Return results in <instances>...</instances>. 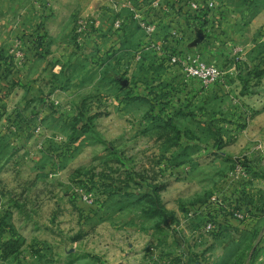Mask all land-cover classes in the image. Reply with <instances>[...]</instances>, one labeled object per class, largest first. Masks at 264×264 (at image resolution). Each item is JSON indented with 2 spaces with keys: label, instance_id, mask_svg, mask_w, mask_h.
<instances>
[{
  "label": "rangeland",
  "instance_id": "rangeland-1",
  "mask_svg": "<svg viewBox=\"0 0 264 264\" xmlns=\"http://www.w3.org/2000/svg\"><path fill=\"white\" fill-rule=\"evenodd\" d=\"M86 1L33 34V0H0V264H264V0H163L151 52L96 25L152 0Z\"/></svg>",
  "mask_w": 264,
  "mask_h": 264
},
{
  "label": "crops",
  "instance_id": "crops-1",
  "mask_svg": "<svg viewBox=\"0 0 264 264\" xmlns=\"http://www.w3.org/2000/svg\"><path fill=\"white\" fill-rule=\"evenodd\" d=\"M116 4L109 7L111 15L113 16L110 23L106 24L104 21L105 13L102 12L97 15L98 18H100V21L95 20L98 22V25L96 26H98L100 30H104V34H108L109 39L111 38L110 42H113L115 46L120 47L121 42H124L126 48L133 45L138 47V44H140L142 45L141 50L148 48L147 51L150 50L151 52V44H161L159 42L160 35H165V33L175 34L177 32L176 24L171 21L172 15L170 14H172L171 12L173 10L167 12L165 9L166 5L163 0H152L148 7L143 5V1L137 3L135 2L134 6L130 4V8L126 3H124L122 8L119 6V10H117L118 8L116 7ZM33 6L38 8L37 12L33 10V34L37 30L38 26H40L39 20L43 17L44 12L45 16H47V19L44 20L46 23L44 27L47 28V31L48 29H51L50 34L54 30L53 25L59 20L65 19V16H67L68 13V16L71 15V17L74 13H76V10L79 12L87 11L89 13V3L86 0H33ZM42 6L44 8L40 12L39 9L42 8ZM118 14L119 17L117 16ZM117 19L123 23V29L125 30V33L123 32L124 35L121 34L122 32L120 33L116 30ZM138 24H140L139 27H137ZM146 25H153L154 31L152 33H148L145 29ZM147 42H149V44ZM168 47H170V50H174L173 47ZM126 51L127 52L122 54L127 55L131 50L127 49Z\"/></svg>",
  "mask_w": 264,
  "mask_h": 264
},
{
  "label": "built area",
  "instance_id": "built-area-1",
  "mask_svg": "<svg viewBox=\"0 0 264 264\" xmlns=\"http://www.w3.org/2000/svg\"><path fill=\"white\" fill-rule=\"evenodd\" d=\"M192 6L195 10H199V5L193 3ZM80 25L83 28L88 27V24L83 21L80 22ZM117 25L120 27L121 21L118 20ZM145 29L148 33L154 31L153 25H146ZM170 62L172 66L179 68L206 85L216 83L222 76L220 67L207 63L198 54L180 55L178 52H171Z\"/></svg>",
  "mask_w": 264,
  "mask_h": 264
},
{
  "label": "trees",
  "instance_id": "trees-1",
  "mask_svg": "<svg viewBox=\"0 0 264 264\" xmlns=\"http://www.w3.org/2000/svg\"><path fill=\"white\" fill-rule=\"evenodd\" d=\"M196 19H197L196 17H192V18L189 17V22L193 21V20H196ZM41 39H42V37H40V35H37V34H36L35 37L33 36V38L30 39V40H33V45L35 46L37 51H39L41 49V46H42ZM174 52H177V51L174 50ZM39 55H40V53H37V56H39ZM4 62H5L4 59H0V67H3V66L5 67V63ZM5 68L7 69L8 67H5Z\"/></svg>",
  "mask_w": 264,
  "mask_h": 264
},
{
  "label": "water",
  "instance_id": "water-1",
  "mask_svg": "<svg viewBox=\"0 0 264 264\" xmlns=\"http://www.w3.org/2000/svg\"><path fill=\"white\" fill-rule=\"evenodd\" d=\"M202 39H203V37L200 35L199 40L195 41V45H196L198 42H200V40H202Z\"/></svg>",
  "mask_w": 264,
  "mask_h": 264
}]
</instances>
